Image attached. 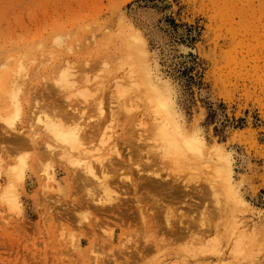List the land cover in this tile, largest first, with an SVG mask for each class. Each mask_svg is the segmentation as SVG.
Here are the masks:
<instances>
[{"label": "rangeland", "instance_id": "rangeland-1", "mask_svg": "<svg viewBox=\"0 0 264 264\" xmlns=\"http://www.w3.org/2000/svg\"><path fill=\"white\" fill-rule=\"evenodd\" d=\"M0 264H264V0H0Z\"/></svg>", "mask_w": 264, "mask_h": 264}, {"label": "trees", "instance_id": "trees-1", "mask_svg": "<svg viewBox=\"0 0 264 264\" xmlns=\"http://www.w3.org/2000/svg\"><path fill=\"white\" fill-rule=\"evenodd\" d=\"M171 23H174L171 21ZM191 40H194V38H190ZM189 56V61L190 64L188 65H184L181 73L183 76H186V85L188 86L189 89H192V85H196V86H200L202 84L201 82V75L198 72V68L199 66V62L197 61V57L193 56L192 53H188ZM222 105V104H221ZM223 107V106H222ZM217 115V110L212 108L211 106H209L208 109V115H207V121L213 123L215 120V117ZM227 121V120H226ZM238 125L236 127H240L241 125H243V119L240 118L238 121ZM227 124H225L224 122L221 123V128L223 129ZM216 131H218V128H215Z\"/></svg>", "mask_w": 264, "mask_h": 264}, {"label": "bare ground", "instance_id": "bare-ground-1", "mask_svg": "<svg viewBox=\"0 0 264 264\" xmlns=\"http://www.w3.org/2000/svg\"><path fill=\"white\" fill-rule=\"evenodd\" d=\"M166 136L168 137V135H166ZM166 136H165V137H166ZM175 136H176L175 134H172V135H170L168 138H172V139L174 140ZM174 142H175V141H174Z\"/></svg>", "mask_w": 264, "mask_h": 264}]
</instances>
